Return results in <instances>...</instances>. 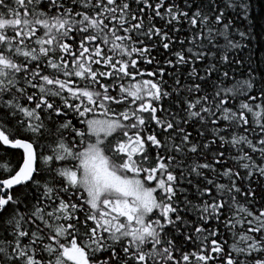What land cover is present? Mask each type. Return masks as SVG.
I'll use <instances>...</instances> for the list:
<instances>
[{"label":"snow or ice","instance_id":"6c2138e0","mask_svg":"<svg viewBox=\"0 0 264 264\" xmlns=\"http://www.w3.org/2000/svg\"><path fill=\"white\" fill-rule=\"evenodd\" d=\"M250 7L0 0V264H264Z\"/></svg>","mask_w":264,"mask_h":264},{"label":"trees","instance_id":"16d2710c","mask_svg":"<svg viewBox=\"0 0 264 264\" xmlns=\"http://www.w3.org/2000/svg\"><path fill=\"white\" fill-rule=\"evenodd\" d=\"M249 17L252 20L254 34L257 37L249 45L253 59L257 62L260 61L262 56H264V0H251V7L249 10ZM248 53L246 52L245 55ZM16 150L9 149L5 151L0 148V158H8L15 162L17 156Z\"/></svg>","mask_w":264,"mask_h":264}]
</instances>
